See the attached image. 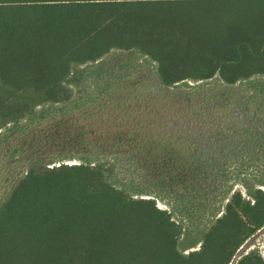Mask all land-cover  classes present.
<instances>
[{
	"label": "trees",
	"instance_id": "obj_1",
	"mask_svg": "<svg viewBox=\"0 0 264 264\" xmlns=\"http://www.w3.org/2000/svg\"><path fill=\"white\" fill-rule=\"evenodd\" d=\"M115 50L145 57L163 88L264 77V0H0V130L66 103L84 67ZM103 167L32 164L17 177L0 201V264H230L264 226V192L248 187L251 202L233 194L190 242ZM236 264L264 260L250 251Z\"/></svg>",
	"mask_w": 264,
	"mask_h": 264
},
{
	"label": "rangeland",
	"instance_id": "obj_2",
	"mask_svg": "<svg viewBox=\"0 0 264 264\" xmlns=\"http://www.w3.org/2000/svg\"><path fill=\"white\" fill-rule=\"evenodd\" d=\"M153 67L134 52L111 51L84 67L66 103L37 107L0 130V201L32 164L98 162L112 186L154 198L198 242L233 194L251 202L248 187L264 192V77L163 88ZM250 251L264 260V226L234 264Z\"/></svg>",
	"mask_w": 264,
	"mask_h": 264
},
{
	"label": "water",
	"instance_id": "obj_3",
	"mask_svg": "<svg viewBox=\"0 0 264 264\" xmlns=\"http://www.w3.org/2000/svg\"><path fill=\"white\" fill-rule=\"evenodd\" d=\"M232 262H233V260L231 261V263H232ZM231 263H230V264H231ZM232 264H234V263H232Z\"/></svg>",
	"mask_w": 264,
	"mask_h": 264
},
{
	"label": "bare ground",
	"instance_id": "obj_4",
	"mask_svg": "<svg viewBox=\"0 0 264 264\" xmlns=\"http://www.w3.org/2000/svg\"><path fill=\"white\" fill-rule=\"evenodd\" d=\"M232 263H234V260H233V262H232ZM232 263H231V264H232Z\"/></svg>",
	"mask_w": 264,
	"mask_h": 264
}]
</instances>
